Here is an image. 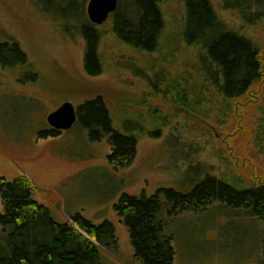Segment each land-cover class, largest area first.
I'll return each mask as SVG.
<instances>
[{"label":"rangeland","instance_id":"374dc122","mask_svg":"<svg viewBox=\"0 0 264 264\" xmlns=\"http://www.w3.org/2000/svg\"><path fill=\"white\" fill-rule=\"evenodd\" d=\"M211 1L222 18L240 25L235 10L223 9L221 0ZM42 8L36 0H0V42H16L27 59L0 64V177L11 180L25 173L36 186L33 198L47 206L57 222L72 221L76 213L93 223L111 221L116 245L99 246V264H142L114 208L123 193L149 196L160 187L187 192L206 166L243 186L264 174V116L256 88L230 100L234 114L226 112L220 123L212 112L204 121L186 118L181 106L173 127H164L159 136L138 134L136 154L125 166L108 162L107 134L92 140L89 128L78 120L59 134H40L49 129L45 117L54 107L64 101L77 106L97 94L113 125L121 128L122 121L144 105H162L148 82L158 70L168 79L181 73L196 76V48L181 43L170 51L176 42L168 44L181 24L183 0L162 2L167 40L153 52L119 41L109 17L96 25L97 75L85 71V41L78 25L71 17L52 16ZM244 32L257 40L264 58V21L246 24ZM161 214L164 230L172 236L175 264H262L264 222L243 207L214 199L203 209Z\"/></svg>","mask_w":264,"mask_h":264},{"label":"trees","instance_id":"16d2710c","mask_svg":"<svg viewBox=\"0 0 264 264\" xmlns=\"http://www.w3.org/2000/svg\"><path fill=\"white\" fill-rule=\"evenodd\" d=\"M36 1L52 16L72 18L85 41V71L88 75L99 74L100 31L84 11L85 0ZM163 1L118 0L116 9L108 16L112 33L135 49L159 50L167 40ZM183 2L181 24L168 44L176 42L170 51L181 43L185 48H196L195 77L181 73L168 79L158 70L148 82L155 96H161L162 105L159 108L144 105L145 109L136 112L133 118L124 119L121 128L113 125L100 94L77 105L78 121L89 128L90 139L97 140L107 134L111 146L107 159L114 166H125L133 160L138 134L159 136L164 127H173L181 106L185 108L186 118L204 121L212 112L214 121L220 123L226 112L234 114L230 100H237L256 88L261 93L258 107L264 116L262 48L252 35L244 32L246 24L264 21V0H221L223 9L237 12L241 21L237 26L220 16L211 0ZM26 61L25 52L16 42H0V64L11 66ZM40 134L56 133L47 129ZM206 168L200 181L187 192L160 187L149 196L123 193L114 204L128 228L133 255L142 264H175L172 236L164 230L161 212L199 210L219 199L243 207L264 222V174L243 186L242 182L227 180ZM35 188L25 173L11 180L0 177V264H99V246L116 245L113 223L108 220L93 223L79 213L71 217L72 221L57 222L49 208L33 198ZM262 242L264 264V233Z\"/></svg>","mask_w":264,"mask_h":264},{"label":"water","instance_id":"95a60500","mask_svg":"<svg viewBox=\"0 0 264 264\" xmlns=\"http://www.w3.org/2000/svg\"><path fill=\"white\" fill-rule=\"evenodd\" d=\"M118 0H87L85 11L89 21L93 24H101L117 6ZM77 109L69 101H64L45 117L46 122L54 130L68 129L77 120Z\"/></svg>","mask_w":264,"mask_h":264},{"label":"flooded vegetation","instance_id":"af4514ba","mask_svg":"<svg viewBox=\"0 0 264 264\" xmlns=\"http://www.w3.org/2000/svg\"><path fill=\"white\" fill-rule=\"evenodd\" d=\"M76 107V109H77V106H75ZM56 107H54L53 109H55ZM52 109V110H53ZM77 115H78V109H77ZM77 120H78V118H77ZM47 125H48V127H49V129H52V130H54L53 128H51V126L47 123ZM73 125V124H72ZM54 133H56V134H59V133H61V131L60 130H54Z\"/></svg>","mask_w":264,"mask_h":264}]
</instances>
